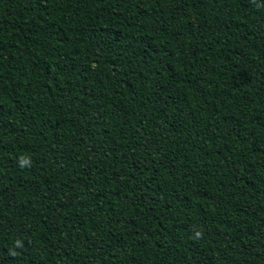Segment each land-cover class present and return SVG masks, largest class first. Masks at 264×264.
Wrapping results in <instances>:
<instances>
[{
	"label": "trees",
	"instance_id": "1",
	"mask_svg": "<svg viewBox=\"0 0 264 264\" xmlns=\"http://www.w3.org/2000/svg\"><path fill=\"white\" fill-rule=\"evenodd\" d=\"M0 264H264V0H0Z\"/></svg>",
	"mask_w": 264,
	"mask_h": 264
}]
</instances>
